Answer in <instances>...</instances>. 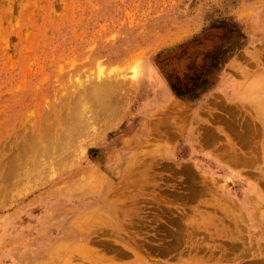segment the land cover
<instances>
[{
    "label": "rangeland",
    "instance_id": "374dc122",
    "mask_svg": "<svg viewBox=\"0 0 264 264\" xmlns=\"http://www.w3.org/2000/svg\"><path fill=\"white\" fill-rule=\"evenodd\" d=\"M16 162L0 264H264V0H0Z\"/></svg>",
    "mask_w": 264,
    "mask_h": 264
},
{
    "label": "bare ground",
    "instance_id": "6f19581e",
    "mask_svg": "<svg viewBox=\"0 0 264 264\" xmlns=\"http://www.w3.org/2000/svg\"><path fill=\"white\" fill-rule=\"evenodd\" d=\"M149 64H150V63H149ZM61 66H62V65H61ZM150 67H151V66L148 67L147 65L139 64L138 66L135 67V75H134V77L137 78V79H139V80L149 78L148 75L151 73V69H150ZM153 75H154V74H153ZM152 77H153V76H152ZM149 80H150V78H149ZM100 81H102V80H100ZM96 82H97V81H96ZM102 82H103V81H102ZM105 82H106V81H105ZM80 83H81V82H80ZM106 83H107L106 88L109 87V89H107V90H110L111 88L113 89V87H112V86H113L112 83H111L112 86H110V84H108V82H106ZM123 83H124V82H123ZM99 84L101 85V83H99ZM99 84H97V85H99ZM117 84H118V83H117ZM93 85H94V84H93ZM97 85H96V86H97ZM103 85H104V83H103ZM108 85H109V86H108ZM127 85H129V84L127 83ZM104 86H105V85H104ZM125 86H126V85H125ZM110 87H111V88H110ZM127 87H129V86H127ZM131 87H133V85H132ZM89 88H90V87H89ZM91 88H92V87H91ZM98 88H100V87L98 86ZM129 88H130V87H129ZM129 88H128V89H129ZM84 89H85V88H84ZM92 89H94V88H92ZM95 89L97 90V87H96ZM112 89H111V90H112ZM115 89H116V88H115ZM121 89H123V88H121ZM125 90H126V89H125ZM83 91H84V90H83ZM85 91H86V90H85ZM89 91H90V90H89ZM130 91H131V90H130ZM130 91H129V92H130ZM75 92H76V91H75ZM86 92H87V91H86ZM126 92L128 93V91H126ZM79 93H80V90H79L78 92L75 93V96H81L82 94L84 95V93H82V94H80V95H79ZM97 93H98V90H97ZM122 93H123V92H122ZM124 93H125V92H124ZM127 93H126V94H127ZM130 93H132V91H131ZM130 93H129V94H130ZM92 94H94V93H92ZM95 94H96V93H95ZM98 94L100 95V93H98ZM105 94H106V93H105ZM126 94H125V95H126ZM87 95H88V94H87ZM130 95H131V94H130ZM127 96H128V95H127ZM89 97H92V96H89ZM100 97H101V96H100ZM100 97H99V98H100ZM128 97H129V96H128ZM64 98H65V97H64ZM75 98H77V97H75ZM75 98H74V99H75ZM95 98H96V97H95ZM79 99H80V98H79ZM96 100H97V99H96ZM96 100H95V101H96ZM71 101H72V100H71ZM74 101H75V100H74ZM73 103H74V102H73ZM73 103H72V104H73ZM77 105H78V104H77ZM79 105H80V104H79ZM105 105H107V104H105ZM102 108H104V105H103ZM107 109H108V108H107ZM107 109H105V110H107ZM65 110H66V109H65ZM64 114H65V113H64ZM61 115H62V114H61ZM114 115H116V114H114ZM181 116H182V115H181ZM65 117H66V116H65ZM62 119H63V118H62ZM155 123H156V122H155ZM70 124H71V123H70ZM238 124H239V123H238ZM38 125H39V124H38ZM65 126H66V125H65ZM77 127H78V126H77ZM87 130H88V129H87ZM15 131H16V130H15ZM51 131H52V130H51ZM67 131H68V130H67ZM67 131H66V132H67ZM76 131H77V130H76ZM83 131H84V130H83ZM207 131H208V130H207ZM20 132H21V131H20ZM39 132H40V130H39ZM48 132H49V131H48ZM66 132H65V133H66ZM98 132H99V131H98ZM242 132H243V131H242ZM23 133H24V132H23ZM75 133H76V132H75ZM78 133H79V132H78ZM81 133H82V132H81ZM31 134H32V133H31ZM69 134H70V133H69ZM73 134H74V133H73ZM76 134H77V133H76ZM96 134H97V133H96ZM96 134H95V135H96ZM62 135H63V134H62ZM67 135H68V134H67ZM67 135H66V136H67ZM83 135H84V134H83ZM30 136H31V135H30ZM71 136L73 137V135H71ZM60 137H61V136H60ZM62 138H64V137L62 136ZM75 138H76V137H75ZM65 139H66V138H64V140H65ZM78 139H79V138H78ZM93 139H94V138H93ZM93 139H90V140H93ZM88 140H89V139H88ZM97 140H98V136H97ZM22 141H23V140H22ZM40 141H41V140H40ZM62 141H63V140H62ZM71 141H73V139H71ZM74 141H76V140H74ZM64 142H65V141H64ZM76 142H77V141H76ZM78 142H79V141H78ZM89 142H90V141H89ZM69 143H70V142H69ZM14 144H15V143H14ZM29 144H30V143H29ZM67 144H68V143H67ZM71 144H72V143H71ZM26 145H27V143H26ZM26 145H24V146L26 147ZM62 146H63V144H62ZM65 146H66V145H65ZM7 147H10V146H7ZM18 147H19V146H18ZM34 147H35V146H34ZM229 147H230V146H229ZM261 147H262V146H261ZM20 148H21V147H20ZM35 148H36V147H35ZM70 148H71V147H70ZM22 149H23V148H22ZM68 149H69V147H68ZM2 150H3V149H2ZM7 150H9V148H8ZM17 150H18V149H17ZM19 150H20V149H19ZM64 150H65V149H64ZM22 151H23V150H22ZM25 151H26V150H25ZM30 151H31V150H30ZM229 151L231 152L232 150H229ZM3 152H4V150H3ZM5 152H6V150H5ZM37 152H38V151H37ZM223 152H225V151H223ZM233 152H234V151H233ZM237 152H239V151H237ZM237 152H236V153H237ZM18 153H20V151H19ZM31 153H32V151H31ZM226 153H227V152H226ZM236 153H234V154H236ZM28 154H29V152H28ZM224 154H225V153H224ZM231 154H232V153H231ZM231 154H230V155H231ZM237 154H238V153H237ZM30 155H31V154H30ZM32 155H34V154H32ZM32 155H31V156H32ZM227 155H228V154H227ZM230 155H228V156L230 157ZM24 156H25V153H24ZM44 156H45V155H44ZM58 156H59V155H58ZM231 156H232V155H231ZM233 156H234V155H233ZM233 156H232V157H233ZM236 156H238V155H236ZM9 157H10V156H9ZM15 157H16V156H15ZM26 157H27V159H28V156H27V155H26ZM33 157H34V156H33ZM33 157H32V158H33ZM38 157H39V156H38ZM60 157H61V156H60ZM224 157H225V156H224ZM229 157H228V158H229ZM234 157H235V156H234ZM234 157H233V158H234ZM21 158H22V157H21ZM29 158H31V157H29ZM34 158H35V157H34ZM34 158H33V159H34ZM42 158H43V157H42ZM47 158H48V157H47ZM54 158H55V157H54ZM233 158H232V159H233ZM237 158H238V157H237ZM27 159H26V160H27ZM40 159H41V158H40ZM55 159H56V158H55ZM234 159H235V158H234ZM13 160H14V159H13ZM34 160H35V159H34ZM47 160H48V159H47ZM14 161H16V159H15ZM23 161H24V163H25V160H24V159H23V160L20 159V162H19V163H21V162H23ZM27 161H28V160H27ZM232 161H233V160H232ZM28 162H29V161H28ZM30 162H31V160H30ZM30 162H29V163H30ZM44 162H45V161H44ZM236 162H237V161H236ZM2 163H4V161H2ZM6 163H7V162H6ZM24 163H23V164H24ZM32 163H34V162H32ZM12 164H13V163H11V165H12ZM14 164H15V163H14ZM14 164H13V165H14ZM17 164H18V163L16 162V164H15L16 166L14 165L12 169H9V168H8V169H9V172H8V171H7V172L5 171L6 174L4 173L3 176H0V177L2 178V179H1L2 182H5V181H11V180H9V179H13V180H14L15 178H16L17 181H21V180H18V179H17L16 174L19 173V172H18V171H19V170H18L19 168H20V174H23V173H24L23 170H25V168H26V170L28 169V168H27L28 163H25L26 165L24 164L26 167H24V166L21 165L22 168H24L23 170L21 169V166H20V165H17ZM21 164H22V163H21ZM34 164L36 165V163H34ZM43 164H44V163H43ZM2 165H3V164H2ZM6 165H7V164H6ZM6 165H3L4 167H3V166H2V167L0 166V167H1L2 169L4 168V170H5V168H6V170H7ZM8 165H9V166H8ZM8 165H7L8 167H11L10 164H8ZM29 165L31 166V163H30ZM19 166H20V167H19ZM31 167H32L33 169L35 168L34 165L31 166ZM32 168H29V169L33 170ZM4 170H3V172H4ZM1 171H2V170H1ZM1 171H0V172H1ZM21 172H22V173H21ZM1 173H2V172H1ZM25 174H26V175L29 174V171H28V173H27V171H26ZM30 175H31V174H30ZM27 177H28V175H27ZM13 180H12V181H13ZM12 181H11V182H12ZM11 182H8V184L10 183V184L12 185L13 182H12V183H11ZM14 183H15V182H14ZM14 183H13V185H14ZM16 183H17V182H16ZM0 184H1V181H0ZM10 184L8 185L9 187L11 186ZM4 186H5V185H4ZM6 186H7V184H6ZM8 186H7V187H8ZM14 186H15V185H14ZM7 187H6V188H7ZM6 188H4V190H5ZM4 190L1 191V193H0L1 196H4V195H3V193H5ZM1 196H0V197H1ZM1 198H2V197H1ZM1 198H0V199H1ZM5 198H6V197H5ZM214 198H215V197H214ZM6 199H7V198H6ZM214 201H215V199H214ZM211 202H212V201H211ZM211 202H210V203H211ZM215 202H216V201H215ZM218 202H219V201H218ZM216 205H217V204H216ZM223 207L225 208V206H223ZM230 208H231V206H230ZM224 211H225V210H224ZM227 211H229V213H230V210H228V208H227ZM233 211H234V210H233ZM231 212H232V211H231ZM224 213H226V212H224ZM215 222H216V221H215ZM192 225H193V224H192ZM196 227H197V226H196ZM224 229H225V228H224ZM224 229H223V230H224ZM226 229L228 230L229 228H226ZM187 230H188V229H187ZM187 230H186V232H187ZM189 230H190V229H189ZM189 230H188V231H189ZM201 230H202V229H201ZM235 230H236V229H235ZM230 231H231V230H230ZM233 231H234V230H233ZM226 232H227V231H226ZM192 233H193V232H192ZM227 233H228V232H227ZM228 234H229V233H228ZM187 235H188V234H187ZM229 235H230V234H229ZM233 235H234V233H233ZM179 236H180V235H179ZM187 237H188V236H187ZM189 237H190V236H189ZM236 237H237V236H236ZM186 239H187V238H186ZM238 239H241V237L238 238ZM234 240H235V239H234ZM186 241H187V240H186ZM188 241H189V240H188ZM190 241H191V240H190ZM190 241H189V242H190ZM237 241H238V240H237ZM182 242H183V241H182ZM200 242H201V241H200ZM232 243H233V242H232ZM191 244H192V243H191ZM194 244H195V243H194ZM235 244H236V242H235ZM238 244H240V243H238ZM197 245H198V244H197ZM226 245H227V244H226ZM244 245H245V244H244ZM103 246H104V245H103ZM193 246H194V245H193ZM224 247H226V246H224ZM244 247H245V246H244ZM242 249H243V248H242ZM245 249H246V248H245ZM262 249H263V248H262ZM209 250H210V249H209ZM83 251H84V250H83ZM237 251H238V250H237ZM242 251H243V250H242ZM250 251H251V250H250ZM223 252H224V251H223ZM239 252H240V251H239ZM231 253H232V252H231ZM241 253H242V252H241ZM236 254H237V253H236ZM239 254H240V253H239ZM242 254H243V253H242ZM241 256H242V255H241ZM258 258H259V257H258Z\"/></svg>",
    "mask_w": 264,
    "mask_h": 264
},
{
    "label": "crops",
    "instance_id": "0c3cea01",
    "mask_svg": "<svg viewBox=\"0 0 264 264\" xmlns=\"http://www.w3.org/2000/svg\"><path fill=\"white\" fill-rule=\"evenodd\" d=\"M156 70H157V74L159 77V81L156 84V88L160 91V93H161V95H163V97H168L171 95L173 96L174 95L173 91H172L171 87L169 86V83L166 80L165 76L162 74V72L159 70V68L156 67Z\"/></svg>",
    "mask_w": 264,
    "mask_h": 264
}]
</instances>
